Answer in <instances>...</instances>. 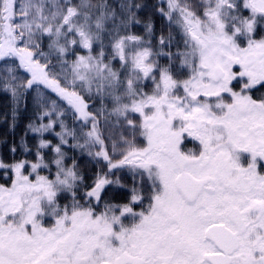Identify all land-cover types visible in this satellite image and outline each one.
<instances>
[{"label":"snow or ice","instance_id":"6c2138e0","mask_svg":"<svg viewBox=\"0 0 264 264\" xmlns=\"http://www.w3.org/2000/svg\"><path fill=\"white\" fill-rule=\"evenodd\" d=\"M146 7L0 0V264H264V0Z\"/></svg>","mask_w":264,"mask_h":264},{"label":"trees","instance_id":"16d2710c","mask_svg":"<svg viewBox=\"0 0 264 264\" xmlns=\"http://www.w3.org/2000/svg\"><path fill=\"white\" fill-rule=\"evenodd\" d=\"M140 2L147 5V7L141 12L142 16L151 17L156 24V29L159 31L164 26L163 19L155 14L154 5L159 2V0H140ZM136 31H140L139 28ZM16 107L14 101L11 98L10 93L0 92V157L6 159L12 158L13 154L10 149L13 145L17 147V152L15 153V158H25L23 149L20 147L22 139L25 140L30 148H33L38 142V135L28 131V125L34 120V108L32 98H28L27 107L23 105L20 106L19 112L13 120V109ZM27 132V135L25 133ZM47 139H54L49 134H46ZM70 155H76L81 167L91 175L96 171V167L93 163L89 162L86 155L81 156L78 153H70ZM27 158H31V153L27 154ZM2 182V180H0ZM111 192V191H110ZM117 199H122L121 193H116Z\"/></svg>","mask_w":264,"mask_h":264},{"label":"flooded vegetation","instance_id":"af4514ba","mask_svg":"<svg viewBox=\"0 0 264 264\" xmlns=\"http://www.w3.org/2000/svg\"><path fill=\"white\" fill-rule=\"evenodd\" d=\"M110 194H111V192H110ZM120 196H122V193H121V195Z\"/></svg>","mask_w":264,"mask_h":264}]
</instances>
